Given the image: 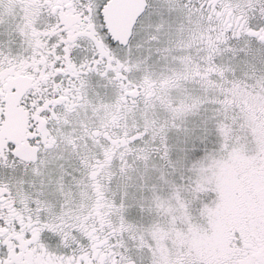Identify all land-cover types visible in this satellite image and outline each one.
I'll list each match as a JSON object with an SVG mask.
<instances>
[{
	"label": "snow or ice",
	"instance_id": "snow-or-ice-1",
	"mask_svg": "<svg viewBox=\"0 0 264 264\" xmlns=\"http://www.w3.org/2000/svg\"><path fill=\"white\" fill-rule=\"evenodd\" d=\"M0 264H264V0H0Z\"/></svg>",
	"mask_w": 264,
	"mask_h": 264
}]
</instances>
